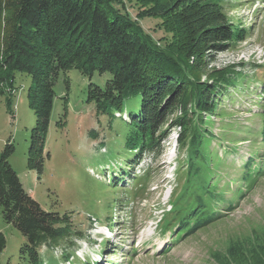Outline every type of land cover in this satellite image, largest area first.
<instances>
[{
    "label": "rangeland",
    "instance_id": "obj_1",
    "mask_svg": "<svg viewBox=\"0 0 264 264\" xmlns=\"http://www.w3.org/2000/svg\"><path fill=\"white\" fill-rule=\"evenodd\" d=\"M112 1L159 47L173 38L163 26L161 0L156 5L150 0ZM223 4L227 22L238 37L224 51L217 47L207 51L206 63L196 74L202 84H212L224 68L232 66L237 72L231 76L233 85L222 93L220 108L207 120L206 153L213 177L210 197L200 186L211 178L205 176L204 165L201 178L194 182L192 177L185 191L190 170L186 148L179 147V127H172L181 109L170 114L156 134L166 135L160 145L154 142L134 150L127 143L132 116L127 111L114 115L89 100L91 84L104 87L110 73L96 70L89 75L72 69L60 74L54 86L41 176L28 163L29 137L36 122L27 96L31 77L16 75L11 102L7 94L0 95V158L7 143L13 144L9 161L26 191L43 209L69 216L70 234L62 244L40 247L42 264H252L244 257L264 245V169L248 180V173L243 175L249 161L253 167L264 159L260 135L264 125V0H224ZM193 63L191 57L184 65L187 69ZM140 96L126 99L129 113L140 110ZM189 114L192 117L191 109ZM124 171L130 175L123 177ZM144 171L148 179L136 187L137 178L131 176ZM183 192H190L187 196L193 198V205L200 194L210 201L215 194L219 201L220 196L225 200L216 205L217 219L179 240L161 219H172L174 202L184 207ZM0 232L7 240L1 263L25 264L20 258L25 235L5 222L1 209Z\"/></svg>",
    "mask_w": 264,
    "mask_h": 264
},
{
    "label": "trees",
    "instance_id": "obj_2",
    "mask_svg": "<svg viewBox=\"0 0 264 264\" xmlns=\"http://www.w3.org/2000/svg\"><path fill=\"white\" fill-rule=\"evenodd\" d=\"M150 2L156 5L159 0ZM161 2L163 26L173 34L164 47L149 40L112 0H0V95L7 94L11 102L14 97L11 91L17 89L16 75L27 73L31 77L27 96L36 122L29 137L28 163L40 176L45 168L44 146L54 108V86L60 74L79 69L90 75L97 70L101 74L110 73L111 78L104 87L91 84L89 100L104 111H113L114 115L127 111L132 116L133 129L127 137L131 149L153 146L154 142L160 145L166 135L156 137V134L168 122L170 114L182 110L172 127H179V147L186 148L190 170L185 191L190 189L192 177L194 182L201 178L204 165L205 176L211 178L200 186L205 195H212L213 177L206 153L210 142L207 120L220 108L222 93L233 85L231 76L237 72L234 73L232 66L224 68L214 76L216 81L212 84H202L196 74L206 63L207 51L213 47L220 51L228 49L238 34L227 22L224 0ZM191 57L194 63L186 64V69L185 59ZM135 94L142 98L140 110L129 113L125 101ZM260 135L264 141V125ZM14 148L7 143L0 158V209L5 222L25 235L21 261L42 264L40 247L62 244L70 234L67 233L69 216L43 209L26 191L9 161ZM129 163L133 165L134 159ZM251 165L249 161L244 171L243 177L248 173L246 180L249 175L261 173L264 159L259 166ZM124 175L129 176L130 172H122ZM148 176L144 171L133 174L131 179L137 178V187ZM189 193L181 194L184 207L174 202L172 219H161L164 228H172L174 238L179 240L217 219L220 211L215 210L216 205L225 200L220 196L219 201L215 194L210 201L200 194L193 205ZM6 244L4 233L0 232V264ZM246 257L252 264H264V245ZM65 258L69 259L70 254Z\"/></svg>",
    "mask_w": 264,
    "mask_h": 264
}]
</instances>
